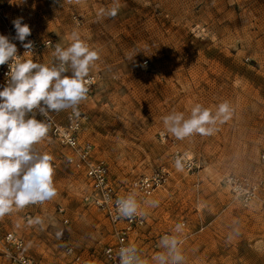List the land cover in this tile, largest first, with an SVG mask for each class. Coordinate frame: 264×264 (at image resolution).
Segmentation results:
<instances>
[{
  "label": "rangeland",
  "instance_id": "obj_1",
  "mask_svg": "<svg viewBox=\"0 0 264 264\" xmlns=\"http://www.w3.org/2000/svg\"><path fill=\"white\" fill-rule=\"evenodd\" d=\"M113 7L114 17L107 15ZM18 17L29 37L53 39L38 63L52 66L56 45L67 47L73 32L98 52L89 74L98 83L82 106L83 136L115 187L127 195L134 180L169 172L151 198L137 197L158 202L142 207L145 227L134 242L145 264L160 251V235L181 222L185 264H264V0H0V35L16 41ZM224 102L227 116L208 125L210 135L177 140L163 124L174 111L187 116L200 104L215 114ZM34 147L56 165L57 195L0 218V236H21L41 264H67L69 248L90 264H107L103 251L114 244L113 229L83 204L90 190L84 174L65 162L67 152L49 134ZM175 149L194 162L193 173L172 163ZM228 175L261 184L251 207L223 187ZM37 217L43 226L29 223ZM0 264L10 263L0 255Z\"/></svg>",
  "mask_w": 264,
  "mask_h": 264
},
{
  "label": "clouds",
  "instance_id": "obj_2",
  "mask_svg": "<svg viewBox=\"0 0 264 264\" xmlns=\"http://www.w3.org/2000/svg\"><path fill=\"white\" fill-rule=\"evenodd\" d=\"M113 7L107 15L115 16ZM104 10H102L103 12ZM15 36L25 49L33 53L34 42L27 40L30 27L18 17L12 21ZM27 42L25 43V41ZM17 45L8 36L0 35V66L8 65L5 74L6 84L0 90V218L28 205L43 204L57 195L52 180V157L41 153L34 147L43 141L51 128V113L67 109L79 117V104L87 98L89 74L99 59L96 50L87 42L72 33V42L67 47L57 44L52 55V66L21 59ZM229 111L227 102L217 106L215 114L211 109L196 104L190 114L172 112L163 117V124L177 140H184L194 134L210 135L213 131L208 125L214 124L218 117L226 118ZM37 115L43 119H37ZM177 169L183 167L176 160ZM155 200L140 201L135 192L115 200L114 219H135L146 215L143 206L156 207ZM43 226L37 217L29 221ZM183 223L174 225L171 234L163 235L158 243L160 251L152 257V264H185L181 234ZM61 233L57 232V237ZM119 264H145L140 250L134 244L121 246L116 253Z\"/></svg>",
  "mask_w": 264,
  "mask_h": 264
},
{
  "label": "built area",
  "instance_id": "obj_3",
  "mask_svg": "<svg viewBox=\"0 0 264 264\" xmlns=\"http://www.w3.org/2000/svg\"><path fill=\"white\" fill-rule=\"evenodd\" d=\"M27 40L34 42L33 53L24 54L25 49L21 46L20 42L12 41L16 43L17 54L21 56L22 60L39 55L49 49L53 44L52 38L39 40L35 37H29ZM8 71L7 64L0 66V81L3 87L7 80L5 74ZM88 79L90 82L88 84L87 98L82 102L88 101L91 98L98 83L96 76H89ZM78 110L80 112L79 117L74 116L71 109L60 113H51V128L48 134L61 149L67 152L65 162L75 171L82 172L87 179L90 190L83 196V204L101 212L113 229L114 244L104 249V260L107 264H119L116 253L121 246H127L129 244L135 245V239L145 227V218L143 216H137L132 220L125 218L114 219L116 216L115 200L119 197L126 196V194H122L113 184L106 162L96 159L94 145L83 136L87 116L81 104H79ZM37 119H43V117L37 115ZM172 145L175 146V142ZM178 158L182 162V169L184 171L188 174L195 171L196 165L194 162L188 157L183 156L178 149H175L171 155V161L174 165H176ZM262 160H264V155H262ZM51 165L52 168L56 167L55 164ZM169 176L170 174L166 169L154 171L149 175L142 176L132 182L131 192H135L137 197H141L142 199H149L165 186ZM221 184L224 188L228 189L234 199L245 209L251 207L257 200L258 191L261 186L260 183L234 175L224 177L221 180ZM39 205L41 204L28 205L24 209L38 207ZM57 212L62 217L63 223L68 224L65 209L60 206L57 208ZM26 218L29 219L30 215ZM181 223L184 224V229L180 237L183 244L188 235L186 232V223ZM172 229L163 232L160 238L165 234H171ZM66 254L70 256L67 264H90L80 254L74 253L72 248H69ZM0 255L10 264H41L26 253L24 239L11 231L4 232L0 236Z\"/></svg>",
  "mask_w": 264,
  "mask_h": 264
},
{
  "label": "crops",
  "instance_id": "obj_4",
  "mask_svg": "<svg viewBox=\"0 0 264 264\" xmlns=\"http://www.w3.org/2000/svg\"><path fill=\"white\" fill-rule=\"evenodd\" d=\"M10 40H11V39H10ZM11 41H13V40H11ZM15 42H19V41H15ZM36 57H37V56L32 57V58H30V59H33L34 62H37V61H36V59H37ZM0 83H1V81H0ZM1 84H2V83H1ZM85 102H86V101H85ZM83 103H84V102H81V103H80L81 106H83ZM54 143H55V142H54ZM55 144H56V143H55ZM56 145H57V144H56ZM201 230H203V229H201ZM153 246H154V244H153ZM26 253H27V251H26ZM27 254H28V253H27Z\"/></svg>",
  "mask_w": 264,
  "mask_h": 264
}]
</instances>
